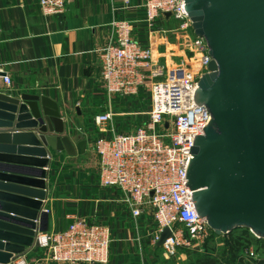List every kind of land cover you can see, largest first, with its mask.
<instances>
[{"label": "water", "instance_id": "water-1", "mask_svg": "<svg viewBox=\"0 0 264 264\" xmlns=\"http://www.w3.org/2000/svg\"><path fill=\"white\" fill-rule=\"evenodd\" d=\"M184 1L194 35L206 41L211 57L196 101L210 110L212 121L195 142L188 170L196 210L218 236L244 227L264 238V0ZM15 120L16 128L39 127L40 134L0 131V264L38 249L37 234L50 231L43 210L50 164L45 147L76 156L87 146L65 134V118L49 97L0 93V127ZM12 137L14 145H2ZM171 235L166 228L157 247Z\"/></svg>", "mask_w": 264, "mask_h": 264}, {"label": "built area", "instance_id": "built-area-1", "mask_svg": "<svg viewBox=\"0 0 264 264\" xmlns=\"http://www.w3.org/2000/svg\"><path fill=\"white\" fill-rule=\"evenodd\" d=\"M38 2L44 16H54L66 11L69 0ZM130 3L124 0L123 7L128 8ZM143 6L149 29L157 21L166 20L177 25L175 32L192 30L184 0H146ZM210 61L207 49L200 59L201 73L207 72ZM153 64L152 48L135 38L132 22L112 21L100 59L101 81L110 109L94 118L100 132L94 143L97 182L100 187L116 189L118 203L132 217L148 219L152 228L146 236L151 245L157 246L162 232L169 228L172 235L162 250L202 252L214 231L196 210L188 170L195 142L212 121L210 110L196 101L203 74L191 67L165 76L155 73ZM3 82L10 86L12 79L6 75ZM145 88L149 90L148 111L135 109L132 113L145 115L144 122L132 133L110 129L108 124L115 116L114 99L138 103ZM128 114L131 113L123 115ZM250 232L256 239L264 240ZM36 241L55 263L109 264L113 237L109 225L74 217L65 230L38 233ZM252 248L244 260L260 258ZM14 264L32 263L19 259Z\"/></svg>", "mask_w": 264, "mask_h": 264}, {"label": "crops", "instance_id": "crops-1", "mask_svg": "<svg viewBox=\"0 0 264 264\" xmlns=\"http://www.w3.org/2000/svg\"><path fill=\"white\" fill-rule=\"evenodd\" d=\"M130 1L125 8L124 0H69L63 14L44 16L38 0H0V73L12 79V84L6 86L0 76V93L13 98L22 94L51 98L65 118V134L75 144L80 140L87 143L85 153L76 156L45 147L50 153V164L46 169L47 198L43 210L49 212L50 231L65 230L74 217L109 225L113 237L109 264H151L153 257V245L146 236L152 225L148 219L132 217L118 203L116 189L99 186L94 151L95 140L100 136L94 118L110 109L101 81L100 59L111 22H132L135 38L151 47L166 33L159 24L161 20L153 30L147 29L143 6L146 0ZM192 70L201 73L200 69ZM121 102L114 99L115 116L108 124L118 132L120 126L115 118L138 109L136 102ZM17 124L15 120L10 127H0V131H34L39 138V127L18 129ZM1 143L14 145L13 137L10 142L2 139ZM1 154L19 157L18 152ZM3 163L16 165L12 161ZM3 173L13 175L12 171ZM20 259L32 264H66L52 262L39 248Z\"/></svg>", "mask_w": 264, "mask_h": 264}, {"label": "rangeland", "instance_id": "rangeland-1", "mask_svg": "<svg viewBox=\"0 0 264 264\" xmlns=\"http://www.w3.org/2000/svg\"><path fill=\"white\" fill-rule=\"evenodd\" d=\"M159 24L163 25L162 27L165 28L166 33L163 34L162 40L160 39V41H157L151 47L154 55V72L169 76L172 72L175 74V71L180 69L184 70L185 68L194 67L195 71H198L200 69L199 63L202 58V52H206L208 49L206 41L197 38L194 35L193 30H190L187 33L175 32L174 29L177 26L175 24L173 25L170 21L161 20ZM148 93V88H145L142 93L143 95L137 104L139 111L142 113L149 109ZM121 103L124 102L122 101ZM142 113L139 115L117 116L115 120L120 126V133H132L138 126H140L146 119V116ZM240 231V229L235 230L230 236H227V234L217 237L214 236V240L210 244H207L206 247L204 246L202 252L176 249L172 253H167L160 247L153 246L151 264H206L205 262L212 259H215V264H229L227 257L229 249L227 248V244H237L235 239ZM229 241H231V243ZM252 246L253 245H243L242 247H239L241 249L240 257H246L247 254H250V251L253 250ZM234 247L237 246L235 245ZM262 249V252H264V246ZM206 256L211 259L205 258ZM238 264L256 263L255 260L250 257L248 260H245L244 263Z\"/></svg>", "mask_w": 264, "mask_h": 264}, {"label": "trees", "instance_id": "trees-1", "mask_svg": "<svg viewBox=\"0 0 264 264\" xmlns=\"http://www.w3.org/2000/svg\"><path fill=\"white\" fill-rule=\"evenodd\" d=\"M239 229L241 231L235 239L236 240L235 242L237 243L235 245L237 247H234L235 245H232L231 241H229L231 244H227V248L229 249L228 253H227L229 264H238V263H244L245 262L244 258L240 257L241 249L239 247H242L243 245H253L255 247L256 251L258 252V254L260 255V258L258 260H255V263L256 264H264V258L262 256V254H264V252H262V250H263L262 247L264 246V240L256 239L251 234L250 230L247 228H244V227L234 229L233 231L228 233L227 236H230L231 234H233V232L235 230H239ZM214 236L217 237L218 235H216L213 232L211 237L207 240L205 247L207 244H210L214 240ZM254 244H256V245H254ZM205 258L211 259L208 256H206ZM214 260L215 259H212V260H209L205 263L206 264H215Z\"/></svg>", "mask_w": 264, "mask_h": 264}, {"label": "bare ground", "instance_id": "bare-ground-1", "mask_svg": "<svg viewBox=\"0 0 264 264\" xmlns=\"http://www.w3.org/2000/svg\"><path fill=\"white\" fill-rule=\"evenodd\" d=\"M175 24V23H174ZM176 25V24H175ZM177 26V25H176Z\"/></svg>", "mask_w": 264, "mask_h": 264}]
</instances>
